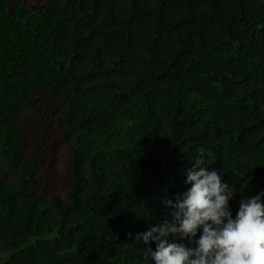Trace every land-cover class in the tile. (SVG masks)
Instances as JSON below:
<instances>
[{
    "label": "trees",
    "instance_id": "16d2710c",
    "mask_svg": "<svg viewBox=\"0 0 264 264\" xmlns=\"http://www.w3.org/2000/svg\"><path fill=\"white\" fill-rule=\"evenodd\" d=\"M200 148L235 218L264 193V0H0V264H142Z\"/></svg>",
    "mask_w": 264,
    "mask_h": 264
},
{
    "label": "clouds",
    "instance_id": "9594fccd",
    "mask_svg": "<svg viewBox=\"0 0 264 264\" xmlns=\"http://www.w3.org/2000/svg\"><path fill=\"white\" fill-rule=\"evenodd\" d=\"M191 160L187 190L163 201L171 219L134 237L144 246L142 264H264V193L242 199L234 218L230 202L238 191L207 170L205 149Z\"/></svg>",
    "mask_w": 264,
    "mask_h": 264
},
{
    "label": "rangeland",
    "instance_id": "374dc122",
    "mask_svg": "<svg viewBox=\"0 0 264 264\" xmlns=\"http://www.w3.org/2000/svg\"><path fill=\"white\" fill-rule=\"evenodd\" d=\"M9 256H10V254L9 253H6V254H3V253H1L0 252V259H4V260H8L9 259Z\"/></svg>",
    "mask_w": 264,
    "mask_h": 264
}]
</instances>
